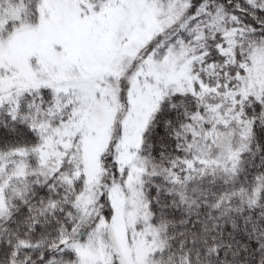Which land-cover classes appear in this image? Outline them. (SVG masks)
<instances>
[{
    "label": "snow or ice",
    "instance_id": "obj_1",
    "mask_svg": "<svg viewBox=\"0 0 264 264\" xmlns=\"http://www.w3.org/2000/svg\"><path fill=\"white\" fill-rule=\"evenodd\" d=\"M0 264H264V0H0Z\"/></svg>",
    "mask_w": 264,
    "mask_h": 264
}]
</instances>
